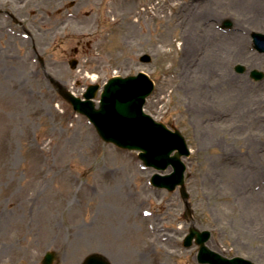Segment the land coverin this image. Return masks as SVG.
Masks as SVG:
<instances>
[{"label":"rangeland","instance_id":"rangeland-1","mask_svg":"<svg viewBox=\"0 0 264 264\" xmlns=\"http://www.w3.org/2000/svg\"><path fill=\"white\" fill-rule=\"evenodd\" d=\"M196 1L0 0V264H40L47 251L57 264L96 252L112 264H199L198 247L181 245L191 224L178 191L152 188L154 171L103 143L45 78L81 97L88 75L102 86L139 71L155 83L145 112L179 130L191 150L184 162L193 226L211 233L206 245L221 256L264 264V78H249L264 74L251 41L264 24L201 15L197 34L208 26L230 41L240 29L248 54L216 46L223 65H215L207 48L220 36L206 34L188 45L185 75L180 43L194 34L186 16ZM142 54L149 65L139 63Z\"/></svg>","mask_w":264,"mask_h":264},{"label":"water","instance_id":"water-1","mask_svg":"<svg viewBox=\"0 0 264 264\" xmlns=\"http://www.w3.org/2000/svg\"><path fill=\"white\" fill-rule=\"evenodd\" d=\"M143 76L137 78L113 79L105 86L104 93L102 95L101 109L97 112L91 107L81 108L82 104L76 106V109L82 110L85 113L93 115L94 119L98 121L100 132L104 139L118 142L126 146L129 142H135L137 139V147H140L145 151L143 154V160L147 165H151L155 168H162L168 164L173 165L174 170H178L179 154L169 158L170 151L174 148L168 147L169 142L173 137L170 136L169 132L163 126H150L145 122L140 113L137 111L143 97L147 94L148 88L144 83ZM94 91V89L92 90ZM90 94V92H89ZM69 97V95H66ZM89 96V95H88ZM87 97V94L85 95ZM143 123L142 125L140 123ZM137 132H139L137 134ZM180 174L178 182H181V175L183 172V166L180 165ZM174 181V180H173ZM208 235V234H207ZM206 235V237H207ZM197 237V243L200 245V250L207 257L206 261L211 264H247L239 259L235 260H224L216 259L214 254L210 253L203 246V242L207 238H202L196 231L191 230V235ZM56 259L54 253H46L42 264H53ZM98 260L96 257L91 256L87 260V264ZM101 262L100 260L98 261ZM96 264V263H94Z\"/></svg>","mask_w":264,"mask_h":264},{"label":"bare ground","instance_id":"bare-ground-1","mask_svg":"<svg viewBox=\"0 0 264 264\" xmlns=\"http://www.w3.org/2000/svg\"><path fill=\"white\" fill-rule=\"evenodd\" d=\"M196 3H197L196 5H193L196 8V11L194 10V13L187 14L186 16L188 19H191V21H193L192 22L193 24H189V27L191 31L194 32V34L192 35V33L190 32L189 36H187L185 39H182L180 43L182 47L181 54L188 55L187 58L182 59L181 61V64L184 66V69H185V71H183L185 75L192 73V71L190 70V64H188L189 63L188 58L191 54L194 55L193 50H189V51L187 50L188 45H191V42H194L196 39L198 40V39L204 38L206 34H210L212 38H217L220 36L212 28L208 26L204 28H200L201 30H200V33H198L199 35L196 33L197 28L200 26L198 24V20L201 15H204L207 13L216 14V15L223 14V13H233L234 15H236L235 16L236 18H239V17L244 18L243 20L241 19L242 24L244 26L248 25L247 27H249L253 25H263L264 24V0H197ZM187 23L188 21L185 22L186 26H187ZM242 28L245 29L244 27ZM245 31L249 32V30H245ZM243 32L244 31H241L240 29H238L235 33L232 34V38L230 41L220 36V41L218 43L213 42L209 46L210 48H207V58L216 60L214 62L215 65L222 64V59L220 55L218 54L221 51L217 53V51H215L216 49H218L216 48V46L222 47L226 51L238 53L239 55H242L243 57H245V54H248L244 50L247 39L246 37H244ZM76 36H79L78 34L76 35V32L72 34H68V37H71L73 39ZM238 54L235 57H238ZM196 63H197V59H195V64ZM218 69L220 70L219 72L222 73L224 77H228L226 67L223 69V67L221 66ZM225 229L226 227L222 228V230H225ZM232 230L234 231L235 227ZM249 230L250 228L246 226L237 227V231L241 234L244 233V231L249 232Z\"/></svg>","mask_w":264,"mask_h":264}]
</instances>
